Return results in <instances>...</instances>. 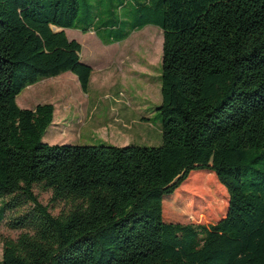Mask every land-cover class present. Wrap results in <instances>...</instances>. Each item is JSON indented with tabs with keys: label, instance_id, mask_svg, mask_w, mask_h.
<instances>
[{
	"label": "trees",
	"instance_id": "trees-1",
	"mask_svg": "<svg viewBox=\"0 0 264 264\" xmlns=\"http://www.w3.org/2000/svg\"><path fill=\"white\" fill-rule=\"evenodd\" d=\"M125 1L131 32L163 34L159 146L43 142L53 104L16 96L65 71L86 91L92 69L64 28L97 30L77 0H0V224L21 230L0 237L1 263L264 264V0ZM202 169L227 194L210 224L173 202ZM35 186L67 209L52 214Z\"/></svg>",
	"mask_w": 264,
	"mask_h": 264
},
{
	"label": "rangeland",
	"instance_id": "rangeland-1",
	"mask_svg": "<svg viewBox=\"0 0 264 264\" xmlns=\"http://www.w3.org/2000/svg\"><path fill=\"white\" fill-rule=\"evenodd\" d=\"M77 1V17L83 25H95L97 35L103 41L108 40L110 36L114 40L123 38L131 32L133 21L137 16H140V13L134 9V5L125 0ZM156 2L157 0H151L152 4H156ZM67 30L68 33L75 34L74 38H77L79 42L86 43V46L90 45L88 33H83L78 28H67ZM156 30L159 32L144 31V28L132 31L126 40L112 45L111 73L114 77L121 78L123 83L118 94L121 100L115 103L120 109L126 104L129 107L126 108V111H129L128 115L117 108L109 111L108 114H102L96 110L91 111L84 117L78 113L63 110V119H56L47 127L42 141L59 145H161V118L158 110L161 95L157 81L160 82L163 34L160 28H156ZM85 34L86 36H84ZM141 73L145 74L141 75ZM158 74L159 78L156 81L154 78ZM53 79V77L43 78L36 84L25 87L16 96L18 106L32 109L36 104L45 103V100L51 96L55 98L59 89H56L57 86L53 84ZM139 79L144 80L145 84H148L147 87H142L141 93L137 92L134 96H130V92L134 93L136 88L139 89ZM58 99L55 98V100ZM105 101L106 99L101 97L92 104H101ZM56 105L62 110L61 101H58ZM103 117L113 120L119 127L116 125L111 127L107 124L103 126L106 131L102 130V126L92 128V124H96ZM86 118L87 122H85ZM66 123H69L68 127H64ZM106 133H108L107 136ZM189 177L191 180H187ZM195 179L208 181L207 191L209 192L200 193L192 189L191 182ZM178 188L173 202H178V205L186 208L189 212V219L194 223H215L225 214L227 194L224 188L218 184L215 175L206 169L192 171ZM34 192L43 204H49L52 214L57 215L67 209V205L63 201H49L51 197L49 190H41L35 186ZM210 199H216L211 207L209 206ZM20 232L21 230L7 228L4 221L0 224V237L15 238ZM1 257L2 245L0 244V264H2Z\"/></svg>",
	"mask_w": 264,
	"mask_h": 264
},
{
	"label": "crops",
	"instance_id": "crops-1",
	"mask_svg": "<svg viewBox=\"0 0 264 264\" xmlns=\"http://www.w3.org/2000/svg\"><path fill=\"white\" fill-rule=\"evenodd\" d=\"M147 26H154V27H147ZM143 28L144 31L151 30L154 31L155 33L159 32L156 30V28L159 27L154 24H147ZM78 29L81 30L83 33H88L89 35L88 39L90 41V45L87 44L86 46V43L84 44L82 43V41L79 42L77 38H74L75 34L68 33L67 28H64V31L69 39H75L77 42L80 43L81 45L80 60L83 63L89 65L92 69L90 74V79L86 91H83L80 82L78 80V77L71 71H65L56 76H52L54 78L53 84L58 87V88L56 87V89H59L58 93L55 95V98H59V99L55 100V98H53L54 96H51V98L45 100L46 101L45 103H52L54 106L53 119L51 124L56 119H63L62 118L64 116L63 110L68 112L78 113L80 116L82 115V117L86 116L87 113L95 110L102 112V114H108L109 111H112L117 108L115 102H119L121 100L118 94L123 86V83L121 81L122 79L114 77L111 73V68H110L111 58L113 55L112 45L114 43H118L126 40L130 34L121 41L115 42L109 40L108 42H104L99 38L94 28H89L87 31H83L80 28ZM84 36H86V34ZM144 74L145 73H141V75ZM52 77H48V78H52ZM157 78H159V74L154 79H156L157 81ZM157 82H158V90H159L160 82L159 81ZM36 83L37 82L33 84ZM139 83H140L139 89L136 88L134 93L130 92V96H134L135 94H137V92L141 93V88L148 85L147 83L145 84V81L142 79H139ZM101 97L103 99H106V101L101 104L100 103L92 104ZM58 101H61L62 110L57 108L56 104L58 103ZM126 108L129 107H127L125 104L124 106L121 107V109L120 108L117 109H120L122 113L128 115L129 111H126L127 110ZM130 117H134V116H130ZM87 118L85 119V122L88 121ZM92 118H94L93 115ZM107 124L110 125L111 127L115 125L118 126L115 122H113V120L109 118L105 119L103 117L99 119L96 122V124L94 125L92 124V128L96 126H102V130H104L105 128L103 126ZM68 126L69 123H66V125H64V127H68ZM105 135L107 136L108 133H106Z\"/></svg>",
	"mask_w": 264,
	"mask_h": 264
}]
</instances>
